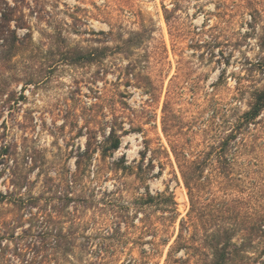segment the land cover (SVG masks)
I'll use <instances>...</instances> for the list:
<instances>
[{"label":"rangeland","instance_id":"1","mask_svg":"<svg viewBox=\"0 0 264 264\" xmlns=\"http://www.w3.org/2000/svg\"><path fill=\"white\" fill-rule=\"evenodd\" d=\"M9 4L31 34L0 67V264H128L141 247L107 231L138 223L135 195L173 191L178 228L190 199L172 153L158 151L144 180L113 161L136 166L146 139L170 149L162 119L174 89L183 97L171 101L191 116L208 119L217 104L249 108L264 88V0H0V16ZM84 49H99L93 62ZM116 120L127 131L121 148L99 173L97 154L86 178L70 183L87 124L101 141ZM166 253L151 264H165Z\"/></svg>","mask_w":264,"mask_h":264},{"label":"trees","instance_id":"2","mask_svg":"<svg viewBox=\"0 0 264 264\" xmlns=\"http://www.w3.org/2000/svg\"><path fill=\"white\" fill-rule=\"evenodd\" d=\"M17 9V5L9 4L0 16V67L21 53L31 34L24 15H18ZM165 12L171 26L172 11L165 6ZM23 28L30 31L21 35L19 30ZM134 38L125 43L134 42ZM98 51L81 50V57L86 63L93 62ZM179 89L169 92L163 108V130L170 149L164 145L153 149L146 139V148L136 166L117 159L113 167L129 172L136 169L138 178L144 180L156 167L158 151L168 157L172 153L190 199L187 215L178 228L181 213L175 193L170 189L157 193L147 189L135 195L132 202L138 223L126 221L125 232L120 226L109 231L102 229L112 239L120 236L122 243L130 240L141 247L140 255L132 254L128 264H151L167 249L165 264H264V88L253 91L248 109L241 111L217 104L211 108L213 113L208 119L191 116L187 109L176 107L178 103L171 99L183 97V89ZM96 127L87 124L86 146L77 154L70 183L78 184L86 178L97 154L101 156L96 158L100 162L99 173L103 169L100 164L122 146L127 131L120 132L123 125L118 120L111 122L109 133L101 141ZM160 165L162 172V160ZM148 235L152 237L146 239ZM55 237L59 242V234ZM69 244L64 248L66 253L72 251ZM40 250L37 257L42 256L41 262L46 255Z\"/></svg>","mask_w":264,"mask_h":264}]
</instances>
